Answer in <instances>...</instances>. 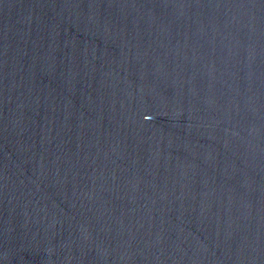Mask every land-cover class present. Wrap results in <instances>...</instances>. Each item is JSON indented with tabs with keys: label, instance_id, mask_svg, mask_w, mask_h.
Returning <instances> with one entry per match:
<instances>
[{
	"label": "water",
	"instance_id": "95a60500",
	"mask_svg": "<svg viewBox=\"0 0 264 264\" xmlns=\"http://www.w3.org/2000/svg\"><path fill=\"white\" fill-rule=\"evenodd\" d=\"M0 264H264V0H0Z\"/></svg>",
	"mask_w": 264,
	"mask_h": 264
}]
</instances>
